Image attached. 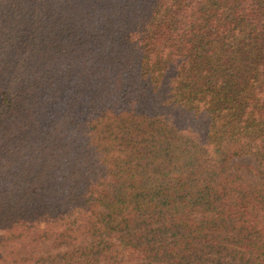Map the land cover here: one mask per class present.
I'll use <instances>...</instances> for the list:
<instances>
[{
    "label": "trees",
    "instance_id": "16d2710c",
    "mask_svg": "<svg viewBox=\"0 0 264 264\" xmlns=\"http://www.w3.org/2000/svg\"><path fill=\"white\" fill-rule=\"evenodd\" d=\"M45 242L264 264V0H0V264Z\"/></svg>",
    "mask_w": 264,
    "mask_h": 264
},
{
    "label": "rangeland",
    "instance_id": "374dc122",
    "mask_svg": "<svg viewBox=\"0 0 264 264\" xmlns=\"http://www.w3.org/2000/svg\"><path fill=\"white\" fill-rule=\"evenodd\" d=\"M231 163H236L240 166L244 165H255L256 161L253 157L251 156H243L240 158H234L230 161ZM250 175L248 174L246 177H249ZM244 178V180H247L248 178ZM193 217H196L193 215ZM75 247L71 246H60V247H55L52 243L50 242H45V244L41 247V250L39 251L40 254H47V255H53L52 259L55 260V263H67L66 259H71L70 257L72 255V251L74 250ZM68 255V256H67ZM62 261V262H61ZM69 262V260H68Z\"/></svg>",
    "mask_w": 264,
    "mask_h": 264
}]
</instances>
